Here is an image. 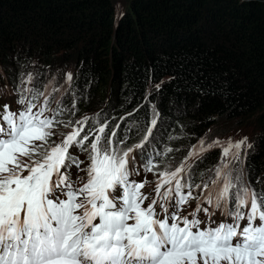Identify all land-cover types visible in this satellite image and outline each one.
<instances>
[{
    "label": "snow or ice",
    "instance_id": "1",
    "mask_svg": "<svg viewBox=\"0 0 264 264\" xmlns=\"http://www.w3.org/2000/svg\"><path fill=\"white\" fill-rule=\"evenodd\" d=\"M72 82L68 73L67 87L41 86L36 74H21L18 108L0 105V264H264V190L236 167L246 138H202L179 165L165 164L174 149L158 144L155 108L128 144L136 122L118 134L106 115L72 119L81 99ZM216 149L212 175L197 183L188 161ZM79 152L88 154L85 168ZM73 166L86 173L79 187ZM141 172L157 177L151 199L147 178L135 179Z\"/></svg>",
    "mask_w": 264,
    "mask_h": 264
},
{
    "label": "trees",
    "instance_id": "2",
    "mask_svg": "<svg viewBox=\"0 0 264 264\" xmlns=\"http://www.w3.org/2000/svg\"><path fill=\"white\" fill-rule=\"evenodd\" d=\"M117 5L0 0V63L7 65L9 84L14 88L20 76L14 77L18 58L29 66L21 54L41 56L32 62L41 64L54 86L67 87L66 74L73 76L81 99L72 119L106 115L114 127L119 118L121 134L131 122L149 127L155 108L165 133L174 137L167 140L174 151L162 158L173 166L185 158L187 145L232 130L246 138L245 166L264 178V0H127L120 10ZM65 99L71 106L72 96ZM183 101L189 110L195 107L180 117L171 104ZM136 129L127 133L128 144L139 142L143 131ZM215 160L208 157L196 173L208 172Z\"/></svg>",
    "mask_w": 264,
    "mask_h": 264
},
{
    "label": "rangeland",
    "instance_id": "3",
    "mask_svg": "<svg viewBox=\"0 0 264 264\" xmlns=\"http://www.w3.org/2000/svg\"><path fill=\"white\" fill-rule=\"evenodd\" d=\"M113 1H115V0H113ZM127 0H116V4H118L117 5V8H119V10L122 8L121 6H120V4H121V2H123V3H125ZM31 46V48L33 47L32 45H30ZM18 50H20V48L18 49ZM35 51V50H34ZM35 54H36V52H35ZM22 55V57L24 58V60L27 62V63H29L28 65L29 66H26L25 64H23L20 60H22L21 58H18V62H17V64L15 65V68H14V77H17V73H19L20 75L21 74H29V73H32V74H36V76H37V82L41 85V86H43L44 84H48L49 82H51L52 83V77L51 76H48L47 75V73H44V72H42V70L41 69H43V68H41V64H37V63H34V62H32V60H34V58H38V59H40L41 58V56H35V55H25V54H21ZM57 58H59L58 56H56ZM63 61V60H62ZM6 64H8V63H6ZM6 69H7V65H2L1 63H0V76L1 77H3L4 79H6V80H9L8 79V76H7V73H6ZM56 71L54 70V69H52L51 70V73H53V74H57V73H55ZM54 78V77H53ZM72 89L74 90L75 89V84L72 86ZM68 97H71V94H68ZM149 101H152V102H154V101H156V99H154V98H152V97H150V98H147ZM195 103H196V101H194ZM173 107H174V109H173V113H177L180 117H185V116H188V115H186L188 112H190L192 109H194V107H195V105L193 104V106H192V109L191 110H189L188 109V107H187V103H186V101H183L182 103H180V105H179V103L178 102H172V104H171ZM109 115V114H108ZM179 117V118H180ZM178 120V119H177ZM120 121V119L118 118V119H116L115 121H114V123L116 124V123H118ZM178 124V123H177ZM136 125L137 126H134L133 128H137L138 130H141V125L139 124L138 125V121L136 122ZM148 125V124H147ZM146 125V126H147ZM115 126V125H114ZM128 127V124L126 125H124L123 126V129H121L120 130V133L121 134H124V130L126 129ZM145 128V127H144ZM160 128H162V131H158ZM136 129V132L138 133V130ZM146 129V128H145ZM154 131V135L157 137V139H158V144L160 145V147L161 148H163V146L164 145H168V142H167V140H170L169 139V134L168 133H165V128H164V125H163V123H162V121L161 120H157V126H156V128L153 130ZM240 132V131H239ZM128 133V132H127ZM144 133L143 132H139V136H140V138H137L138 140L137 141H139L140 139H141V137H142V135H143ZM236 133H234L232 130L231 131H228L227 132V136L225 135V133H223V134H221V135H215V131H213V132H211L210 133V137H209V139L207 140V142H212V141H214V140H220V141H228V140H231V141H233V142H237V141H241V140H243V137H240V136H237V135H235ZM55 139H60V137H54ZM176 138V140H177V146L179 147V145H180V143H181V137H175ZM172 140V139H171ZM197 143L198 142H195V143H191L190 145H187L185 148L187 149L188 148V151H189V149L192 147V146H194V145H197ZM189 146V147H188ZM244 151H242L241 150V161L240 162H238V163H236V167H238V168H242L243 170H244V175H245V179L246 180H248V181H252V183L255 185V186H262V187H264V178L263 179H259V174H257L256 175V177H253V178H249L248 177V173L251 171L250 169H248L246 166H244V160H243V158H244ZM211 154H213L214 156H216L217 157V162L215 163V165L214 166H216L217 165V163L219 162V159H220V157H221V151L220 150H217V151H215V152H213V153H211ZM211 154H207V156H209V155H211ZM207 156H206V158H207ZM79 159L81 160V161H84V159H83V155H82V153L81 154H79ZM80 167H85V161H84V163H82L81 165H80ZM245 169H247V171L245 170ZM150 176H154L152 173H150V175H149V177ZM136 179L137 180H143V178H141L140 176L138 177H136ZM258 180V181H257Z\"/></svg>",
    "mask_w": 264,
    "mask_h": 264
},
{
    "label": "clouds",
    "instance_id": "4",
    "mask_svg": "<svg viewBox=\"0 0 264 264\" xmlns=\"http://www.w3.org/2000/svg\"><path fill=\"white\" fill-rule=\"evenodd\" d=\"M149 124V123H148ZM65 131H68V129H66ZM204 140H206L205 138H203ZM207 141V140H206ZM190 150V149H189ZM211 153H213V152H210V153H207V154H211ZM187 154H188V152H187ZM186 154V155H187ZM207 154L203 157V159H202V161H200V160H196V161H193L192 160V162H190V161H188V163L189 164H193L194 166H193V171L194 172H196V170H197V166H199L202 162L204 163L205 162V160L208 158V157H215L216 158V160H215V162H214V164L209 168V169H212L213 167H214V165H215V163L217 162V157L216 156H214V155H209V156H207ZM206 156H207V158H206ZM245 156H246V154L244 153V158H243V160H245ZM183 161V160H182ZM244 166H245V163H244ZM246 171H247V169H245ZM150 173L151 172H149V175H150ZM212 175V173L211 172H203V174H202V176H201V173H197V176H196V182L197 183H199L200 182V180H201V178H204V179H207L208 177H210ZM257 175V174H256ZM256 175H254L251 171L248 173V177L251 179V178H253V177H256ZM154 178V177H153ZM152 178V179H153ZM257 178V177H256ZM149 179H150V177H149ZM258 181V180H257ZM251 182V184L255 187V188H257L258 190H264V187H262V186H255L253 183H252V181H250ZM203 219H205V217H204V215H203ZM214 219V218H213ZM257 223H259V221H257Z\"/></svg>",
    "mask_w": 264,
    "mask_h": 264
},
{
    "label": "bare ground",
    "instance_id": "5",
    "mask_svg": "<svg viewBox=\"0 0 264 264\" xmlns=\"http://www.w3.org/2000/svg\"><path fill=\"white\" fill-rule=\"evenodd\" d=\"M260 179H263V177H261Z\"/></svg>",
    "mask_w": 264,
    "mask_h": 264
}]
</instances>
